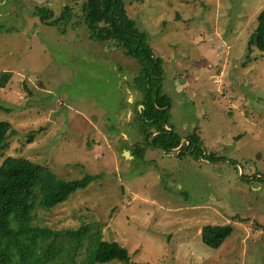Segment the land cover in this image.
Returning a JSON list of instances; mask_svg holds the SVG:
<instances>
[{
    "label": "rangeland",
    "instance_id": "rangeland-1",
    "mask_svg": "<svg viewBox=\"0 0 264 264\" xmlns=\"http://www.w3.org/2000/svg\"><path fill=\"white\" fill-rule=\"evenodd\" d=\"M123 2L163 61L170 128L184 142L196 133L203 154L144 147L137 158L140 66L91 39L82 2L0 0V74H11L0 121L15 132L0 166L21 158L67 181L97 177L53 210L36 209L32 226H91L128 252L127 264H264V53L248 52L264 0ZM65 5L72 15L54 26L34 15L49 8L56 19ZM227 224L219 249L201 243L204 227ZM88 248L67 264H84Z\"/></svg>",
    "mask_w": 264,
    "mask_h": 264
},
{
    "label": "trees",
    "instance_id": "trees-1",
    "mask_svg": "<svg viewBox=\"0 0 264 264\" xmlns=\"http://www.w3.org/2000/svg\"><path fill=\"white\" fill-rule=\"evenodd\" d=\"M67 1L82 2L83 20L94 42L117 46L140 66V72L133 80L143 106L137 110L144 136V141L135 145L137 158L144 159V147L165 153L180 148L184 140L170 128L171 102L162 93L163 61L155 57L145 32L139 31L128 17L123 0ZM72 12L73 7L65 5L56 19L49 8L37 9L34 15L43 23L54 26L67 20ZM252 49L264 53V9L258 14L255 30L250 36L248 52ZM10 79L11 74H0V88ZM14 133L10 123L0 121V152ZM185 141L190 147L184 146L179 158L185 150L190 152L192 149L190 155L200 158L202 143L196 133ZM96 178L87 175L67 181L46 166L34 165L21 158L5 159L0 166V264H67L65 258H75L86 242H89V248L84 264L129 263L125 249L117 243L104 242L101 233H93L91 226L62 232L32 226L36 209L53 210L77 191L87 188ZM232 232L231 224L206 226L200 234L201 243L217 250Z\"/></svg>",
    "mask_w": 264,
    "mask_h": 264
},
{
    "label": "water",
    "instance_id": "water-1",
    "mask_svg": "<svg viewBox=\"0 0 264 264\" xmlns=\"http://www.w3.org/2000/svg\"><path fill=\"white\" fill-rule=\"evenodd\" d=\"M185 143L186 142L182 143L180 148H178L177 150L171 151V152L174 153V154H179L181 152V150L183 149ZM126 155H128V154H126ZM128 157H129V155H128Z\"/></svg>",
    "mask_w": 264,
    "mask_h": 264
},
{
    "label": "flooded vegetation",
    "instance_id": "flooded-vegetation-1",
    "mask_svg": "<svg viewBox=\"0 0 264 264\" xmlns=\"http://www.w3.org/2000/svg\"><path fill=\"white\" fill-rule=\"evenodd\" d=\"M183 142H184V141H183ZM184 146H187V148L190 147V146L187 145V144H184ZM183 148H184V147H183ZM192 152H193V149H192L190 152H188V151H186V150L184 151L185 154H188V153L190 154V153H192ZM178 157H179V155H178Z\"/></svg>",
    "mask_w": 264,
    "mask_h": 264
},
{
    "label": "crops",
    "instance_id": "crops-1",
    "mask_svg": "<svg viewBox=\"0 0 264 264\" xmlns=\"http://www.w3.org/2000/svg\"><path fill=\"white\" fill-rule=\"evenodd\" d=\"M168 130H170V128H168Z\"/></svg>",
    "mask_w": 264,
    "mask_h": 264
}]
</instances>
